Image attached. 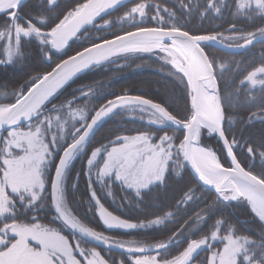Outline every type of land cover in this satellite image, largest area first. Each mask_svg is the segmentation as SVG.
<instances>
[{"label":"snow or ice","instance_id":"6c2138e0","mask_svg":"<svg viewBox=\"0 0 264 264\" xmlns=\"http://www.w3.org/2000/svg\"><path fill=\"white\" fill-rule=\"evenodd\" d=\"M257 45L264 0H0V264H264ZM132 58L159 79L73 88Z\"/></svg>","mask_w":264,"mask_h":264},{"label":"trees","instance_id":"16d2710c","mask_svg":"<svg viewBox=\"0 0 264 264\" xmlns=\"http://www.w3.org/2000/svg\"><path fill=\"white\" fill-rule=\"evenodd\" d=\"M216 23H221V21H216ZM205 28L209 27V23L205 22L203 25ZM264 52L259 45L254 47L247 56H252L255 58H259L261 53ZM247 56L245 58H247ZM240 56H237L236 59H240ZM141 59H129L126 66H121L122 62L119 61L117 65H110L104 68L93 70L90 73L84 75L77 84L73 85V88L84 85V84H92L93 82H103L105 85H109V91L119 93L125 88L137 87L141 88L147 84V82H154L159 79V74L154 70H148L146 68H131L135 67V65L140 64V62H136ZM134 63V64H133ZM155 87V85H153ZM146 90V89H145ZM124 126V125H122ZM127 127H131V125H126ZM81 167V162L77 161L76 169L79 170ZM99 188V186H97ZM70 191H72L70 189ZM106 190H102L99 192V195L102 197V202L105 203V206L109 208L110 211H114L115 214L122 215L123 217H131L133 219L139 217L143 219V214L145 212H150L154 209L145 208L143 205L140 208H136L134 204L127 205L123 208L120 207V198L123 193L119 192L117 188H113V192L115 193L116 202H113V199L105 194ZM73 195L77 198L79 202V212H81V216H85L86 208H87V189L86 183L82 180L79 184L78 189L73 191ZM85 222H87L90 226H94L97 230H102V223L99 220L97 214L94 212L88 211L86 213ZM112 234L121 236L122 238H138L143 239L145 236L144 230H137L131 234L124 232L123 230H114L111 232ZM147 235H155L156 233L148 230ZM117 258L119 257L118 253H113Z\"/></svg>","mask_w":264,"mask_h":264},{"label":"flooded vegetation","instance_id":"af4514ba","mask_svg":"<svg viewBox=\"0 0 264 264\" xmlns=\"http://www.w3.org/2000/svg\"><path fill=\"white\" fill-rule=\"evenodd\" d=\"M121 62H122V64H121V66L123 67V66H126L127 65V63H130V62H128V60H121ZM136 62H140V64H144L145 66L144 67H142V68H146V69H148V70H154L156 67H157V65L153 62V61H151V60H148V59H144V60H138V61H135L134 63H136ZM133 63V64H134ZM137 64V63H136ZM139 65V64H138ZM131 68H136L137 69V65H135V67H132L131 66ZM78 87V86H77ZM98 216V215H97ZM99 218V217H98ZM102 223V222H101ZM102 227H103V229H102V231H105V232H112V231H114V230H108V229H105L104 228V226H103V224H102ZM113 253H118L119 254V252H117V251H113Z\"/></svg>","mask_w":264,"mask_h":264},{"label":"water","instance_id":"95a60500","mask_svg":"<svg viewBox=\"0 0 264 264\" xmlns=\"http://www.w3.org/2000/svg\"><path fill=\"white\" fill-rule=\"evenodd\" d=\"M114 251H117V252H119L118 250H114Z\"/></svg>","mask_w":264,"mask_h":264},{"label":"rangeland","instance_id":"374dc122","mask_svg":"<svg viewBox=\"0 0 264 264\" xmlns=\"http://www.w3.org/2000/svg\"><path fill=\"white\" fill-rule=\"evenodd\" d=\"M76 164H77V162H76ZM79 213H81V212H79ZM81 215V214H80Z\"/></svg>","mask_w":264,"mask_h":264}]
</instances>
